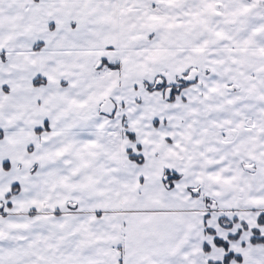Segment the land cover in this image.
<instances>
[{"label": "snow or ice", "instance_id": "6c2138e0", "mask_svg": "<svg viewBox=\"0 0 264 264\" xmlns=\"http://www.w3.org/2000/svg\"><path fill=\"white\" fill-rule=\"evenodd\" d=\"M0 264H264V0H0Z\"/></svg>", "mask_w": 264, "mask_h": 264}]
</instances>
